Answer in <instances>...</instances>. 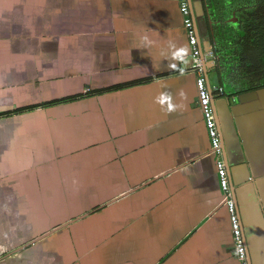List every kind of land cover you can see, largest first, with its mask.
Returning <instances> with one entry per match:
<instances>
[{
	"label": "crops",
	"instance_id": "crops-1",
	"mask_svg": "<svg viewBox=\"0 0 264 264\" xmlns=\"http://www.w3.org/2000/svg\"><path fill=\"white\" fill-rule=\"evenodd\" d=\"M203 1L229 184L264 264V86L238 90L235 16ZM189 55L177 0H0V264H239Z\"/></svg>",
	"mask_w": 264,
	"mask_h": 264
},
{
	"label": "built area",
	"instance_id": "built-area-1",
	"mask_svg": "<svg viewBox=\"0 0 264 264\" xmlns=\"http://www.w3.org/2000/svg\"><path fill=\"white\" fill-rule=\"evenodd\" d=\"M177 2L190 47L189 56L192 60L190 69L196 74L195 87L197 93V102L202 113V118L209 141V154H211L214 158L218 186L223 196V204L225 205L228 213L233 254L239 264H249L243 230L233 197V192L229 184L220 134L218 132L214 112L212 109L211 92L206 85L203 74V63L200 56L201 52L197 42L196 29L194 27L189 2L188 0H177ZM216 89L218 92H222L221 88Z\"/></svg>",
	"mask_w": 264,
	"mask_h": 264
},
{
	"label": "trees",
	"instance_id": "trees-1",
	"mask_svg": "<svg viewBox=\"0 0 264 264\" xmlns=\"http://www.w3.org/2000/svg\"><path fill=\"white\" fill-rule=\"evenodd\" d=\"M226 3L229 16H235L234 22L227 24L231 34L237 37L232 44L239 64L234 81L241 92L255 90L264 86V0H227ZM221 65L230 75L235 63L232 60L226 66L218 61V67Z\"/></svg>",
	"mask_w": 264,
	"mask_h": 264
},
{
	"label": "water",
	"instance_id": "water-1",
	"mask_svg": "<svg viewBox=\"0 0 264 264\" xmlns=\"http://www.w3.org/2000/svg\"><path fill=\"white\" fill-rule=\"evenodd\" d=\"M188 2H189L191 14H192L193 22H194V27L196 29L198 46H199L200 52H201L200 56H201L202 63H203L204 77H205L206 83H208V88L210 89V92H211V88H210V84H209V80H208V76H207V71L206 70H207L208 67H211L214 64L213 63L214 61L210 60V62H209L204 57V53L212 51L211 43L214 46L216 45V39H215L216 36H215V30H214V27H213V24H214L215 21H213V19H212L213 12H212V9H211V4L210 5H205V2L203 0H188ZM230 20L232 22H234L235 18L233 17ZM201 34H206V36L208 38L206 40L202 39L201 36H200ZM207 45H208V48H207ZM216 52L218 53L217 48H216ZM209 63H210V65H209ZM211 104L213 106L212 93H211ZM214 115H215V119H216V122H217V117H216L215 112H214ZM217 127H218V124H217ZM220 139H221V137H220ZM222 149H223V146H222ZM223 154H224L223 156L225 158L224 149H223ZM231 190L233 192V197H234L233 186L231 187ZM234 200H235V197H234ZM247 255H248V252H247ZM247 259L249 261V264H251L250 258L248 257Z\"/></svg>",
	"mask_w": 264,
	"mask_h": 264
},
{
	"label": "clouds",
	"instance_id": "clouds-1",
	"mask_svg": "<svg viewBox=\"0 0 264 264\" xmlns=\"http://www.w3.org/2000/svg\"><path fill=\"white\" fill-rule=\"evenodd\" d=\"M171 108H172V105L170 104V105H169V109L171 110Z\"/></svg>",
	"mask_w": 264,
	"mask_h": 264
},
{
	"label": "rangeland",
	"instance_id": "rangeland-1",
	"mask_svg": "<svg viewBox=\"0 0 264 264\" xmlns=\"http://www.w3.org/2000/svg\"><path fill=\"white\" fill-rule=\"evenodd\" d=\"M226 88H228V87L226 86Z\"/></svg>",
	"mask_w": 264,
	"mask_h": 264
}]
</instances>
